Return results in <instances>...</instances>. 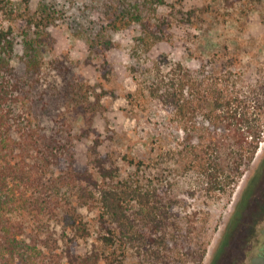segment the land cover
<instances>
[{
	"label": "trees",
	"instance_id": "16d2710c",
	"mask_svg": "<svg viewBox=\"0 0 264 264\" xmlns=\"http://www.w3.org/2000/svg\"><path fill=\"white\" fill-rule=\"evenodd\" d=\"M59 4L39 0L31 10L29 0H0V264H183L202 258L192 227L173 217L172 187L188 173L200 174L213 190L233 181V168L214 158L213 147L227 139L240 157L256 152L264 134V78L250 94L218 82L205 94L203 74L177 61L166 70L157 65L140 80L134 72L141 55L171 27L172 19L159 11L173 6L168 0H115L102 24L74 27L69 21L99 60L102 80L111 72L107 51L115 45L109 31L138 25L130 53L134 94L165 111L182 133L168 152L172 165L155 176L134 157H125L131 170L122 174L98 153V134L95 155L81 163L75 141L90 129L80 134L70 127L65 136L59 123L75 111L91 126L105 92L69 61L42 58L50 27L65 16ZM178 12L189 22L190 11ZM17 17L22 23L16 30L3 24ZM224 120L232 122V132L223 138L216 125Z\"/></svg>",
	"mask_w": 264,
	"mask_h": 264
},
{
	"label": "rangeland",
	"instance_id": "374dc122",
	"mask_svg": "<svg viewBox=\"0 0 264 264\" xmlns=\"http://www.w3.org/2000/svg\"><path fill=\"white\" fill-rule=\"evenodd\" d=\"M12 1L17 4L22 0ZM38 1L29 0L31 10ZM60 1L64 19L50 27L52 44L41 47V56L45 62L51 58L69 61L86 81L101 83L105 93L101 106L93 113L91 126L82 113L72 111L64 114L65 122L59 123V130L66 136L70 127L80 134L84 128L90 129L75 141V157L81 163H87L95 155L91 149L98 134L102 140L97 146L98 153L118 165L122 174L131 170L125 157H134L135 161H142L146 174L157 175L162 167L172 165V154L168 152L175 148L182 133L166 119L165 111L134 94L137 83L130 68V53L139 26L109 31L115 45L107 51L111 72L102 80L99 60L89 53L84 38L73 33L68 22L74 27L79 23L102 24L115 0H73L76 5L72 0ZM232 1L233 4L229 0H168L172 7L161 5L159 11L172 19L167 38L141 55L135 75L140 80L149 78L157 65L166 70L180 61L203 74L205 94L215 82L226 84L232 91L250 94L256 82L264 78V0ZM178 9L190 11L189 22L185 20L188 15L183 16ZM174 15L178 18H172ZM11 23L16 30L22 20L17 17L11 22L3 21L5 26ZM199 123H196L198 130V127L206 129ZM229 123L232 124L224 120L216 125L223 138L232 132ZM229 142L224 139L220 147H213V156L233 168V181L213 190L200 174L188 173L172 187L177 200L171 209L173 217L187 224L185 227L191 226L190 235L199 239L201 249L204 248L202 258L186 260L183 264H264V248L249 240L242 245L234 225L236 202L264 150V144L261 146L264 134L256 152L250 156L240 157L239 147H228Z\"/></svg>",
	"mask_w": 264,
	"mask_h": 264
},
{
	"label": "flooded vegetation",
	"instance_id": "af4514ba",
	"mask_svg": "<svg viewBox=\"0 0 264 264\" xmlns=\"http://www.w3.org/2000/svg\"><path fill=\"white\" fill-rule=\"evenodd\" d=\"M234 221L242 245L245 246V240H249L264 248V150L237 199Z\"/></svg>",
	"mask_w": 264,
	"mask_h": 264
}]
</instances>
